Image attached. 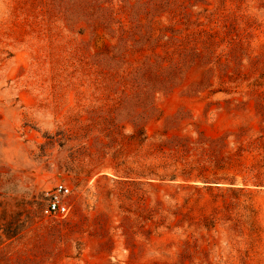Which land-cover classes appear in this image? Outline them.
Listing matches in <instances>:
<instances>
[{
	"label": "rangeland",
	"instance_id": "rangeland-1",
	"mask_svg": "<svg viewBox=\"0 0 264 264\" xmlns=\"http://www.w3.org/2000/svg\"><path fill=\"white\" fill-rule=\"evenodd\" d=\"M0 264H264V0H0Z\"/></svg>",
	"mask_w": 264,
	"mask_h": 264
},
{
	"label": "built area",
	"instance_id": "built-area-1",
	"mask_svg": "<svg viewBox=\"0 0 264 264\" xmlns=\"http://www.w3.org/2000/svg\"><path fill=\"white\" fill-rule=\"evenodd\" d=\"M70 188L63 183H57L48 191V199L43 207L46 216L66 215L69 212L67 196Z\"/></svg>",
	"mask_w": 264,
	"mask_h": 264
},
{
	"label": "trees",
	"instance_id": "trees-1",
	"mask_svg": "<svg viewBox=\"0 0 264 264\" xmlns=\"http://www.w3.org/2000/svg\"><path fill=\"white\" fill-rule=\"evenodd\" d=\"M205 185H195V184H190V183H184L182 184L183 188H188V189H193L196 192H202V191H213L215 189L220 190L221 188L219 186H212L210 184H208L209 181H204ZM217 183V182H216ZM261 186L257 183H249V182H244L242 187H238L233 189L232 191H240V192H248V193H252L250 186Z\"/></svg>",
	"mask_w": 264,
	"mask_h": 264
}]
</instances>
